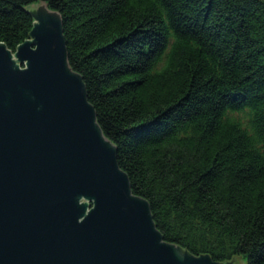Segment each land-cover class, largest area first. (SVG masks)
<instances>
[{
  "label": "trees",
  "instance_id": "1",
  "mask_svg": "<svg viewBox=\"0 0 264 264\" xmlns=\"http://www.w3.org/2000/svg\"><path fill=\"white\" fill-rule=\"evenodd\" d=\"M39 2L164 239L264 264V0H0V42Z\"/></svg>",
  "mask_w": 264,
  "mask_h": 264
},
{
  "label": "water",
  "instance_id": "2",
  "mask_svg": "<svg viewBox=\"0 0 264 264\" xmlns=\"http://www.w3.org/2000/svg\"><path fill=\"white\" fill-rule=\"evenodd\" d=\"M29 9L30 38L0 42V264H223L164 239L68 63L60 15Z\"/></svg>",
  "mask_w": 264,
  "mask_h": 264
},
{
  "label": "rangeland",
  "instance_id": "3",
  "mask_svg": "<svg viewBox=\"0 0 264 264\" xmlns=\"http://www.w3.org/2000/svg\"><path fill=\"white\" fill-rule=\"evenodd\" d=\"M23 66V65H22ZM85 200H83V202H84Z\"/></svg>",
  "mask_w": 264,
  "mask_h": 264
}]
</instances>
